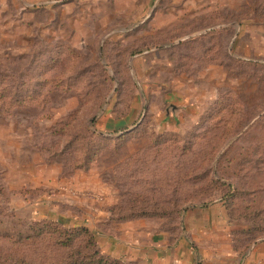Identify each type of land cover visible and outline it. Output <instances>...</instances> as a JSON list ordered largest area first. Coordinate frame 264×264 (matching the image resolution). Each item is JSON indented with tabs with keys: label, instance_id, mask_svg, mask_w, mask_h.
Here are the masks:
<instances>
[{
	"label": "rangeland",
	"instance_id": "rangeland-1",
	"mask_svg": "<svg viewBox=\"0 0 264 264\" xmlns=\"http://www.w3.org/2000/svg\"><path fill=\"white\" fill-rule=\"evenodd\" d=\"M183 239L264 240V0H0V264Z\"/></svg>",
	"mask_w": 264,
	"mask_h": 264
},
{
	"label": "crops",
	"instance_id": "crops-1",
	"mask_svg": "<svg viewBox=\"0 0 264 264\" xmlns=\"http://www.w3.org/2000/svg\"><path fill=\"white\" fill-rule=\"evenodd\" d=\"M224 211L222 212L221 205H214L207 210H199L190 213L186 218L188 229L196 232L199 237H203L206 228L213 230L222 225L226 227V222L223 219ZM206 234V233H205ZM222 251V250H221ZM194 247L189 244L186 239L174 244L171 248H152L151 250L144 249L137 258L144 262H162L167 264H239L240 254L234 250L227 252H214V255L209 256V248L198 250V255ZM200 253V254H199ZM218 254V255H216ZM200 255V256H199ZM198 259V260H197ZM240 264H264V240L254 242L244 254Z\"/></svg>",
	"mask_w": 264,
	"mask_h": 264
}]
</instances>
